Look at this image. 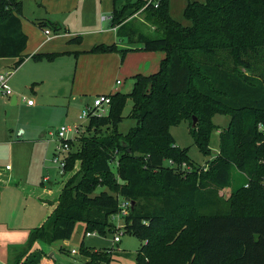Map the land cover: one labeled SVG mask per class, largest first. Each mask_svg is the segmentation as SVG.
<instances>
[{"label": "trees", "instance_id": "trees-1", "mask_svg": "<svg viewBox=\"0 0 264 264\" xmlns=\"http://www.w3.org/2000/svg\"><path fill=\"white\" fill-rule=\"evenodd\" d=\"M145 2L113 0L112 27L128 46L100 43L90 52L162 51L160 69L135 74L130 92L111 93L106 115L89 118L93 134H80L76 150L69 141L64 174L73 172L56 198H39L48 211L32 228L30 248L37 240L71 239L80 221L86 234L114 232V216L128 200L135 204L122 216L124 228L145 241L134 264H264V0H187L188 24L171 16L169 0L138 18ZM23 5L0 0V58H15L14 69L29 57ZM35 23L56 34L63 28L48 19ZM129 98L137 125L118 134ZM217 113L231 119L220 130L218 155L200 172L171 127L196 115L191 132L210 153ZM107 127L113 130L104 134ZM93 249L81 244L86 264H111L113 248ZM44 253L35 249L15 264H45Z\"/></svg>", "mask_w": 264, "mask_h": 264}, {"label": "rangeland", "instance_id": "rangeland-1", "mask_svg": "<svg viewBox=\"0 0 264 264\" xmlns=\"http://www.w3.org/2000/svg\"><path fill=\"white\" fill-rule=\"evenodd\" d=\"M111 1L79 0V11L76 12L74 18L70 22L62 23L63 28L60 34L48 39L45 46L35 52L42 53V57L35 58L31 55L18 69H14L13 64L3 66L2 69L12 73L8 86L18 98L17 103L12 104L11 97L3 99L4 96L0 94V203L2 196L3 206H19L17 203L22 194L27 195L29 204L36 202L35 206H42L39 203L40 199L56 198L62 185L73 172L61 173L60 162L55 160L58 153L62 158L67 152L57 150L60 143L58 131L61 126L81 124V134L91 136L93 132L87 128L88 120L79 119V115L87 103H93L97 93L107 92L109 88L115 86L118 90H114L113 93L119 90L130 91L133 88L136 69L148 68L147 73L149 74L160 69L159 59L164 57L162 51L135 49L127 51L124 56L119 51H113L119 53L118 61L111 62L109 65H101L100 84L88 83L85 91L90 94L80 95L78 92H71V95L70 90L74 86L77 70L82 65L81 57L87 55L96 44L101 43L97 41V33L103 32L108 39L107 43L110 39H114L110 18ZM24 2L23 17L26 20H34L39 13L44 12L39 10L41 0H24ZM186 4L187 0H169L171 16L183 24L189 23L184 16ZM137 16L140 19L144 18V14L140 11L137 12ZM39 30L43 31V29ZM68 31L72 34H64ZM150 32L153 34L152 30ZM38 34H36V39ZM52 34L55 35L54 31ZM74 35L80 36V39L71 41L70 38ZM39 42L35 40L34 46H37ZM115 43L120 48L128 46L120 41ZM87 60L85 59L83 64L87 70H91L92 65ZM64 88H66V93L63 91ZM28 100L37 103L36 106L30 107ZM132 103V99L129 98L123 112L125 118L116 128L118 134H127L132 127L137 125V120L128 116ZM230 119L228 114L217 113L213 116L214 129H216L209 139L210 153H206L196 143L190 128L192 121H183L171 127L176 143L182 147H189L188 155L199 164L197 167L200 172L206 171L209 161L218 155L219 133L221 129L229 125ZM112 130V127L104 128V134ZM44 131H46L45 136L40 138ZM71 136L72 133H69L68 137ZM73 144L71 149L76 150L80 145L78 137ZM183 163L186 164L183 168L193 169V165L188 162ZM237 173L241 174L240 171ZM222 192L228 196L230 188H224ZM22 206H27V203L23 201ZM115 220L118 228L114 232L107 231L103 234L98 231L88 236L85 233V223L80 221L77 222L74 233L66 244H63V241L46 244L37 240L31 248L32 228L16 229L13 233L7 234H4L1 229L0 264H15L18 258L26 260L30 252L35 249H44L43 262L45 264H54V260L48 256L52 251H55L65 264H86L88 259L80 253L82 243L85 247L94 248L93 250L105 251L107 248H113L111 264H134L137 251L145 241L135 233L126 232L121 214L116 215ZM116 234L121 238L119 242L114 240ZM61 246H64L67 252H61ZM74 249L77 253H73Z\"/></svg>", "mask_w": 264, "mask_h": 264}, {"label": "crops", "instance_id": "crops-1", "mask_svg": "<svg viewBox=\"0 0 264 264\" xmlns=\"http://www.w3.org/2000/svg\"><path fill=\"white\" fill-rule=\"evenodd\" d=\"M79 3H80L79 0H41V2L39 3V5H40L39 10H43L44 12L39 13V15L36 16L34 20H32V19L26 20V18L21 17L22 29L28 35V44H27V48L25 50V53L28 54L30 57L37 50H40V48L45 46V44L47 43V40H48L44 30H45V28H49V27H45L43 29V31H40L39 29H42V28L38 27L35 22H37L40 19H48V20H51L54 22H58L63 27L62 23L70 22L74 18V15L76 14V12L79 11V6H80ZM24 4H25V2H24ZM111 5H112V8H111V13H112L113 0L111 1ZM103 18L105 19V16ZM37 31L39 34L37 33ZM112 31H114V39L113 38L110 39V41H108L109 43H107L108 39L105 37L103 32H101L102 34L97 33V35H98L97 41H100L101 43H104V44H110V43H115L116 41H120V43L123 44V41H121L117 37L115 27H112ZM36 34H38L37 39H36ZM64 34L71 35L72 33L70 31H68V33H64ZM43 36H44V38L42 39ZM75 36L76 35L71 36V38L75 37ZM49 39H51V38H49ZM35 40L40 41L39 44H37V46H34ZM163 54H164V52H163ZM29 57H27L26 60ZM118 57H119V53H117V52H89L87 55H84L83 57H81L80 61L82 62V65L77 70V74L75 76L74 86L70 90V93L71 92L72 93L78 92V94H80V95L85 94V93L90 94V93L85 91V88H86L88 83L98 84V85L100 84V81H101L100 80V75H101L100 67H101V65H103V64L109 65V64H111V62H117ZM85 59H88L87 61L89 63H91V65H92L91 70H87V68L85 67V64H83V61H85ZM15 60H16L15 58H0V62L4 61V63H2V64L0 63V71H6L5 69H2V68H4L3 66H8L10 64H14ZM161 60L162 59H159V64H160ZM138 70L136 69V71H138ZM142 70H139L138 72L134 71V74H137V73L149 74V72L147 73L148 68L143 70V71ZM76 81H77V85H75ZM120 84L121 83H119V85ZM132 87H133V84H132ZM37 88H40V86H37ZM114 90L117 91L118 87L117 86L111 87V88H109V90L107 92L100 91L103 93H97L96 95L113 93ZM131 90L132 89H130V91ZM63 91L66 93L67 92L66 88H64ZM130 91H127V92H130ZM72 93H71V95H72ZM3 96H4L3 99H5L6 97H11L12 104H16L18 101V98L16 99L14 97V96H16V94L12 93L11 95H3ZM73 98H75V96H73ZM36 104L37 103L28 104V105L30 107H35ZM44 132H46V131H44ZM53 194H54V192H53ZM32 196H34V195H32ZM26 197H27L26 194H22L21 196H19V202L17 203L19 206H3L2 205L3 199L1 196L0 230L2 229L3 230L2 232H4V234L13 233V231L16 229L34 228V227L40 225L41 222L43 221L44 217L46 216L47 211H48L46 204H44L43 202L41 203V201L39 203L42 206H35L34 203H36V202H30V204H29V200ZM35 197L37 198V196H35ZM23 201H24V203H27V206H22ZM67 241L68 240L63 241V244H66ZM95 250H97V249H95Z\"/></svg>", "mask_w": 264, "mask_h": 264}, {"label": "built area", "instance_id": "built-area-1", "mask_svg": "<svg viewBox=\"0 0 264 264\" xmlns=\"http://www.w3.org/2000/svg\"><path fill=\"white\" fill-rule=\"evenodd\" d=\"M160 4V0H146L145 5L143 6V8L140 10V12L145 9L147 6L149 5H153L154 7H159ZM47 38H52L55 37L57 34L55 33V35L52 34V30L50 28H45L44 30ZM60 34V33H59ZM58 34V35H59ZM12 73L9 71H0V93L2 95H11L13 93V90L8 86V82L9 79L11 77ZM119 83V81H118ZM112 102V97H111V93H106V94H98L95 95L94 97V101L91 104H87L86 107L84 108V110L82 111V113L79 115V119L83 120V119H87L89 120V118L91 116H103L106 115L110 108ZM28 104H33L32 100H28ZM107 112V113H106ZM261 128H263V126H260ZM82 131V125L81 124H74V125H65L63 124L61 126V128L58 131V136L60 138V143L58 145L57 150H60L61 152H63L64 150H66V154H64V156L62 158H60V153H58L55 157V160L57 162H60L61 165V173H64V166L66 163V156L68 154V151L70 149V142L69 141H75V139L81 134ZM72 133L71 137H68V134ZM56 154V153H55ZM169 164L172 166H176V163L170 159ZM183 165L185 166L186 164L183 163L181 165V168H183ZM9 167V166H8ZM121 210L120 212L117 214H121L122 216L127 215L129 213V206L130 203L127 202L126 200L121 201ZM114 220H115V216H114ZM116 222V220H115ZM97 232H87L86 235L90 236L93 234H96ZM114 240L115 242H119L121 240L119 235H115L114 236ZM73 253H77V250H73Z\"/></svg>", "mask_w": 264, "mask_h": 264}, {"label": "water", "instance_id": "water-1", "mask_svg": "<svg viewBox=\"0 0 264 264\" xmlns=\"http://www.w3.org/2000/svg\"><path fill=\"white\" fill-rule=\"evenodd\" d=\"M14 97L17 99L16 96H14ZM198 122H199L198 117H197L196 115H193V121H192V125H191L193 129L196 128ZM44 135H45V132H42L40 138H42ZM134 204H135V202H134V201H131L132 208L134 207ZM48 256H49L52 260L56 261L57 264H65L64 261H62V260L58 257V255H57V253H56L55 251H52L51 253H49ZM60 260H61V261H60Z\"/></svg>", "mask_w": 264, "mask_h": 264}]
</instances>
